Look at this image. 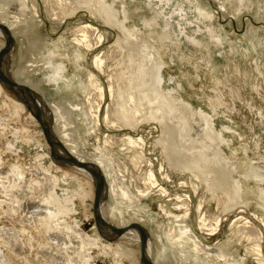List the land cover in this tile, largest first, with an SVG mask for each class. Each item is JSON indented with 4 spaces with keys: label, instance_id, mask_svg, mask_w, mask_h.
<instances>
[{
    "label": "bare ground",
    "instance_id": "bare-ground-1",
    "mask_svg": "<svg viewBox=\"0 0 264 264\" xmlns=\"http://www.w3.org/2000/svg\"><path fill=\"white\" fill-rule=\"evenodd\" d=\"M11 1L14 0H0V21L9 27L13 35V44L8 51L10 54L7 53L6 56L7 72L16 81L30 86L36 93L42 112L50 118L55 140H59L63 146L55 144L56 150L65 154L66 149L77 158L90 160L101 168L104 175L101 205L99 204L101 216L115 225H126L134 217H131V211L120 210L117 203L121 200L133 204L141 197L149 196V189L159 187V207L169 219L167 225L158 223L159 214L148 213L145 208H138L141 214L137 215L141 217L140 221L149 220L152 225H156V230L145 226V249L153 264H177L169 257L170 254L176 255L178 252L181 254L179 257L184 260L183 264H248L252 256L258 264H264V237L259 235L260 232L247 217L241 218L244 219L241 225V219L234 220L230 228L232 235L214 247L205 245L190 222L193 193L199 196L201 190H205L208 196L200 192L201 196L194 204L198 212L197 223L199 229L210 235L221 231L223 216L234 214L240 204H248L249 192H253L261 200L259 205L264 210V172L258 166L242 168L240 163L232 162V158L224 153L225 140L220 137L223 131L215 125L216 116L206 112L201 106L196 107L182 96L180 84H166L164 67L167 63L164 48L174 44L176 50L181 51V45L175 40L176 35H186L189 40H194L195 33L200 31V27L198 30L193 29V33L188 31V27L195 25L194 21L217 20V13L210 3L204 0H154L158 2L159 11L155 12L153 18L144 15L140 24V20L133 19L127 0H44L51 16L58 21L62 22L86 11L90 18L102 20L106 25L116 28L118 37L115 49L103 54L96 53L95 46L103 43L104 34L92 23H86L74 30L75 42L72 43L71 56L66 47L54 44L46 50L41 49L39 58L34 59L30 66L16 68L12 73L10 65L14 58L15 36L17 33H24L20 28L22 24L27 28L26 31L34 28L40 9L39 0H15L17 6L14 9L25 16L15 15L11 19ZM213 1L220 4L218 12L224 15L232 13L239 18L245 12L260 13L264 20V0ZM167 10L169 17L166 20L170 23L168 25L174 21L178 27L173 33H168L165 29L153 31L156 27L163 28L159 21L162 15L167 16ZM178 16L184 23L179 21ZM209 31L215 44L222 45L228 41L221 28L209 27ZM251 32L254 34L249 43L238 46L239 52L246 51L249 55L251 49L264 47V36L256 34L258 29L252 28ZM0 36H4L1 28ZM2 45L3 42L0 47ZM64 57L73 59L75 63L70 76L66 63L62 61ZM36 71L42 76L35 78L36 75H31ZM102 75L107 79V86L101 82ZM62 79L66 81L61 84ZM0 82L7 87L1 80ZM46 83L55 86L49 90L48 95L41 92V85ZM1 86L0 106L6 108L11 117L19 116L23 107L7 100ZM67 90L71 98L84 95L86 101L75 103L67 99L66 106L65 102L58 100L57 95ZM92 91L96 92L102 102L109 95L110 104L104 117L105 124L123 132L124 137H111L110 141L100 138L95 152L91 153L86 149L83 138H76L74 132L78 126L89 134H97L100 130L101 105L99 103L97 109L94 108L91 103ZM209 103L214 113L221 104L220 98H210ZM146 128L150 129L149 133H146ZM155 131L158 135L154 137L152 135ZM32 139V142H29L30 138L28 142L22 138L20 141L15 139L16 143L12 140L10 144L15 146L21 142L22 146L28 144L36 147L33 154L36 177L28 178V170L21 164L12 167L6 177L2 175L4 169H0V191L6 197L5 200L0 197V213L12 217L20 211L28 214L22 221V228L13 227L11 231L2 228L0 239L4 248L14 251L18 245L27 244L34 248L36 241L37 256L28 258L26 264H97L93 254L95 248L111 256L113 264H128L122 259L124 253L132 255V264H136L138 259L134 252L118 249L111 242H103L101 233L98 234L96 229L91 234L82 228V217L88 216L87 210L91 207L89 199L93 200L94 194L90 172L76 165L78 174L84 176L80 181L81 178L78 179L70 171H62L57 166L58 161L71 166L75 164L51 157L41 141L35 137ZM116 146L125 161L114 156L113 148ZM155 151L159 153L155 159L148 156L154 155ZM158 174L163 175V180L168 184L176 179H185L180 187L192 190L193 193L177 195L176 203H179L172 208L169 205L174 199L172 193L168 187L159 183ZM133 176L137 178L136 189L139 188V196L136 192H131L128 180ZM248 179L254 180L258 189L250 188ZM108 197L111 202L105 208ZM4 202L8 205L5 206ZM213 202L220 214L211 215L203 211L205 206L209 207ZM177 210L181 213L175 212ZM119 237L137 244L140 242L139 233L132 226L115 236L104 238L111 241ZM155 238L161 246L157 245L160 247L156 246L153 253ZM2 245L0 255L4 259L6 254ZM242 247L245 249V256L240 255Z\"/></svg>",
    "mask_w": 264,
    "mask_h": 264
},
{
    "label": "rangeland",
    "instance_id": "rangeland-1",
    "mask_svg": "<svg viewBox=\"0 0 264 264\" xmlns=\"http://www.w3.org/2000/svg\"><path fill=\"white\" fill-rule=\"evenodd\" d=\"M127 1V3H129V8L132 10L133 19L140 20V24H142L141 20L144 18V15L153 18L155 12L159 11V8L157 7L159 6L158 2H154V0H152L154 3L149 0ZM204 1L210 3L212 9L216 11L217 20L210 21L208 19H204L200 20L199 22L194 21L195 25H193L192 27H188V31L190 33H193V29L198 30V27H200V31L195 33V37H193V39L195 38L194 40H189V36L186 35H176L175 40L178 41L181 45V51H177L174 44L167 45L168 48H164V58L166 59L165 61L167 63L164 67L166 84H173L176 86L180 84V92L182 96H184L196 107L201 106L206 110V112L212 113L216 116L215 125L218 129H221L223 131L220 137L222 136L225 140V144L223 146L224 153L227 157L232 158V162L240 163V167L242 168L258 166L261 171L264 172V47L251 49L249 55L246 51L239 52L238 48V46L240 45L246 46L249 43L250 38L254 34L251 32L252 28H257L259 32H257L256 34L264 36V20L261 19L262 14L245 12L239 18L232 13L224 15L222 12H218V10L220 9V4L218 2H215L213 0ZM11 3L10 7L13 11V13H11L10 15L13 17H11V19H14L15 15L24 17L25 15H23L17 9H14L17 6V1L14 0L11 1ZM150 3L152 4V6ZM166 7L168 8V6ZM39 9L40 14L37 19L38 22L34 26V28L26 31L27 28H25L24 24H22V27L20 28H22L21 31H24V33H17L18 35L15 36L16 43L13 50L14 58L12 59V64L10 65V70H12V73L16 68L18 69L22 66H30L34 59L39 58L41 49L46 50L47 47L54 44H58L62 48L66 47V51L71 56V53L73 51L72 43L75 42L74 30L86 23H92L94 26L99 28V31L101 33L104 34L105 40L103 41V43L96 44L95 46L96 53L103 54L106 53V51H112L115 49V42L118 37L117 29L106 25L102 20L90 18L88 12L81 11L77 15L66 19L67 21L63 20L61 22L51 16L44 3V0H39ZM167 13L168 10L166 11V15ZM167 17L169 16L167 15L165 17L162 15L159 23H162L163 28L156 27V29H153V31L165 29L168 33H173L178 27V24L177 22L172 21L171 25H168L170 23H167ZM179 19L181 23H184V21H181V18ZM213 25L215 26V29H218V27L222 29V33L227 36L226 38L229 42L226 41L225 44L218 45L211 40L212 33L209 31V27H214ZM151 30L152 29H149V31ZM0 37V42L4 43V36ZM96 40L97 39L95 38L94 41ZM8 54H10V52ZM62 61L64 64L66 63V68L68 69L67 73L68 76H70L75 68L73 59H67V57H64L62 58ZM31 75L34 77L36 75L35 78H39L42 76V74L37 71L34 73V75ZM103 76L104 75H102L101 82H103L107 86V79L105 76ZM171 79H173L174 81H172ZM20 80L27 81L26 79ZM65 81V79H62L60 80V83L62 84ZM0 85H2L1 87L3 91L5 90V98H7V100L18 105L21 104L19 106L23 107V110H21L19 116L11 117L9 111L6 108H2L0 106V169H4V174L2 175L6 177V173H9L12 167L16 166V164H21L22 166L27 168L28 178H31L32 176L36 177V161L33 156L35 151L34 148L36 147H31L28 144H24V146H22L21 142H18V144L21 145L17 144L15 146H12L10 142H12L13 140V142L16 143L15 139H17V141H20V138H22L23 140H27V142L30 138L29 142H32V138L35 137L45 145L49 153L50 145L46 141L36 117L29 111V109L23 102H20L21 100L13 91H11L8 86H4L1 82ZM54 87V85H50L48 83L43 84L41 85V92L48 95L49 90ZM67 92H69V90L64 93L58 94V100L62 101L63 103L67 99L72 100L75 103L86 101V97H84V95H80L79 98H71V95L67 94ZM92 95L93 98L91 100V103L94 105V108L97 109L99 103L101 105L100 130L97 132V134H89L86 133L85 129L78 126L77 130H75L74 132L76 138H83L86 149L91 153L95 152V148L98 146L100 138L102 140L106 138L110 141L111 137L120 139L124 137L123 132L114 130L112 126L109 128L105 124L104 117L108 105L110 104L109 95L107 94L106 100L104 102L100 100L95 91H92ZM214 97H219L221 104L218 103L220 105L217 106V111L213 113V109L209 103V100L210 98ZM65 105L67 106L68 103L65 102ZM198 122L200 123V120ZM149 130L150 129H147L146 133H149ZM157 135L158 133L157 131H155L152 136L155 137ZM134 136H137V134H134ZM118 149L119 148L117 146L113 148L114 156L117 159H123V156L120 155ZM157 153L155 151L154 155L148 154V156L155 159L156 156L159 155V153L158 155ZM55 160L58 161L57 159ZM123 161H125V159H123ZM58 162V165L56 163L55 164L59 166L62 171H70V173H72L74 176H77L78 179L81 178L79 179L80 181L84 179V176L78 174L79 172L75 168L76 165L71 166L68 164H62L60 161ZM131 168H133L132 165ZM29 170H32L33 173ZM162 177L163 175L158 174L159 183L168 187L169 191L172 193V197L174 199L172 200V202H169L171 203L169 205L172 208L179 203H176L177 195L186 196L193 193L192 190L190 191L186 188L182 189L180 187V183L182 181H185V179H176L175 182L168 184L165 180H163ZM128 182L131 187V192H136V195H138L139 188L136 189V176L131 177ZM248 182L250 188L258 189V184H256L254 180L248 179ZM139 185L142 184L139 183ZM262 185H264V183ZM158 188L155 187L149 189V196L141 197L139 201L136 200V202L133 204H128L120 200L117 203V206L120 210L131 211V217H134V219H130V221H139L147 228L153 227L156 230V225H152L153 223L151 224L149 220L146 222L140 221L139 218L141 217L137 215L141 214H139L138 208L140 210H142L141 208H145L148 213L159 214L158 223H163L164 226L167 225L169 219L166 218L164 212H162L159 207L161 201L159 196L157 195L160 192L158 191ZM200 192H203L202 194H205L206 197L208 196L205 190H201ZM200 192L199 196H195L193 193L190 222L205 245L214 247L215 244L224 241L228 236L232 235L230 230L231 223L234 220H240L241 218L245 217L252 221V223L256 226L257 231L260 232L259 235H263L264 237V210L259 205L261 203V200L253 192L248 193L250 199L247 205L240 204L234 214H229L228 216L222 217L224 218V222L220 227L221 231L218 232L219 234L217 233L216 235H210L207 231L199 229L197 223L198 212H196L194 204L201 196ZM0 197L2 200H5V193L0 191ZM207 200L208 199H206V201ZM109 202H111V199L108 197L106 199V203L104 204L105 208H108ZM4 203L5 206L8 205L6 202ZM89 203H91V207L89 210H87L88 216L84 217L83 215L82 217V228L86 232L91 234L95 231L94 229H96L97 233L99 234L100 232L98 231L93 219L92 199H89ZM203 211H207V214L211 215L220 214V212L217 210V205L214 202L209 207L205 206ZM175 212L179 213L180 211L177 210ZM82 214H84V212H82ZM222 215L225 214L222 213ZM126 216L129 215L127 214ZM27 217L28 214H26L25 212L22 213L21 211L15 217L0 213V234L2 228H6L10 231L13 227L22 228V221ZM243 220L244 219H241V221H239L240 225L244 222ZM129 222H127V224ZM161 232L159 233L161 234ZM102 240L103 242H111L118 249L128 251L130 250L134 252L136 258L138 259L136 264H144L140 260V242L139 244H137L120 237L109 241L103 236ZM155 241L156 245L153 246V253H155L156 251V246L160 245L159 242H157L156 238ZM34 243V248H31L29 244H27L26 246L18 245L15 248L16 251H13L11 248H4L0 239V245H2V249L5 250L6 254L4 259L2 258V255H0V264H26L28 258H35L37 256V242L34 241ZM93 252V254L95 255V262L97 264L114 263L113 258L105 254L104 252L96 248L95 250H93ZM245 253V249L242 247L240 249V255L245 256ZM179 254V252L176 255L170 254V260H173L177 264H183L184 260L179 257L181 256V254ZM122 255V259L126 263H133L132 255L130 256L127 253H124ZM172 255L176 258L174 257L172 259ZM182 260L183 262H181ZM248 264L258 263L255 257L252 256L251 260L248 261Z\"/></svg>",
    "mask_w": 264,
    "mask_h": 264
},
{
    "label": "water",
    "instance_id": "water-1",
    "mask_svg": "<svg viewBox=\"0 0 264 264\" xmlns=\"http://www.w3.org/2000/svg\"><path fill=\"white\" fill-rule=\"evenodd\" d=\"M0 28L4 31V43L0 47V80L5 83L7 86L12 89V91L21 99L29 111L36 117L38 120L42 132L46 141L50 145V155L54 158H60L66 161H69L75 165H80L87 169L92 178H93V200H92V210H93V219L95 225L97 226L98 231L104 237L115 236L121 232H123L127 227L132 226L135 227L139 233L140 240V260L144 264H153L151 259L147 256L145 249V242L147 239V230L146 227L140 223L139 221H131L126 225H115L109 221H107L101 214L99 213V204L100 198L103 191L104 185V175L102 173L101 168L90 160L79 159L70 153L68 150L64 149L65 154L60 153L56 150L55 144H59L62 146L59 140H55L52 131L50 118H47L42 112L39 104L37 103V95L34 90L25 83L16 81L12 76L7 72L8 68L6 66V56L13 44V35L9 29V27L0 21Z\"/></svg>",
    "mask_w": 264,
    "mask_h": 264
}]
</instances>
